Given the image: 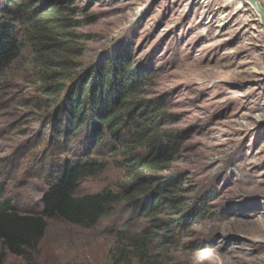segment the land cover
I'll list each match as a JSON object with an SVG mask.
<instances>
[{
	"label": "rangeland",
	"instance_id": "374dc122",
	"mask_svg": "<svg viewBox=\"0 0 264 264\" xmlns=\"http://www.w3.org/2000/svg\"><path fill=\"white\" fill-rule=\"evenodd\" d=\"M264 8V0H257ZM71 24L87 63L127 50L152 70L149 98L172 114L166 128L186 137L167 194L184 204L204 201V218L182 225L167 246L181 264H264V27L246 0H37ZM58 10V11H57ZM30 50L0 81V198L22 212L40 211L47 187L44 156L52 126L39 101ZM100 53V54H99ZM10 80V82H9ZM119 158V157H118ZM123 180L110 165L86 179L80 193ZM179 202V203H180ZM168 202H166V205ZM196 205V204H195ZM175 210L174 208L172 211ZM169 210L136 213L122 203L91 228L50 219L28 258L3 264H111L121 228L165 230ZM153 250H161L154 245Z\"/></svg>",
	"mask_w": 264,
	"mask_h": 264
},
{
	"label": "trees",
	"instance_id": "16d2710c",
	"mask_svg": "<svg viewBox=\"0 0 264 264\" xmlns=\"http://www.w3.org/2000/svg\"><path fill=\"white\" fill-rule=\"evenodd\" d=\"M43 9L37 0H0V81L30 50L36 107H47L52 121L40 211L22 212L0 198V264L9 253L28 258L50 219L91 228L122 203L147 215L169 210L172 218L162 231L153 224L121 228L111 264H181L163 247L178 227L193 225L206 211L204 201L182 204L166 195L175 179L157 174L179 154L186 137L165 127L172 114L162 100L148 97L152 70L123 49L77 61L73 56L81 48L71 24L52 7ZM110 165L123 175L121 182L80 193L86 179Z\"/></svg>",
	"mask_w": 264,
	"mask_h": 264
},
{
	"label": "water",
	"instance_id": "95a60500",
	"mask_svg": "<svg viewBox=\"0 0 264 264\" xmlns=\"http://www.w3.org/2000/svg\"><path fill=\"white\" fill-rule=\"evenodd\" d=\"M247 2L251 3L253 7L260 13L262 25L264 27V8L257 2V0H246Z\"/></svg>",
	"mask_w": 264,
	"mask_h": 264
}]
</instances>
